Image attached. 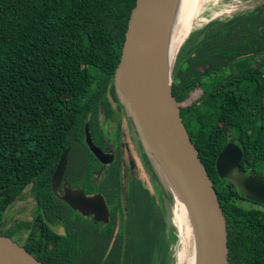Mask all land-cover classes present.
<instances>
[{
  "label": "trees",
  "instance_id": "trees-1",
  "mask_svg": "<svg viewBox=\"0 0 264 264\" xmlns=\"http://www.w3.org/2000/svg\"><path fill=\"white\" fill-rule=\"evenodd\" d=\"M240 1L255 6L193 25L176 51L170 87L183 101L200 92L195 106L176 104L224 217L227 263L264 264V206L242 207L244 197L214 169L232 142L242 152L239 170L264 178V2ZM134 3L0 0V218L30 186L36 210L64 231L33 219L24 247L41 264H174L143 181L129 176L122 192L119 155L88 192L104 196L106 225L77 220L49 188L61 150L81 136L83 123L93 132L110 116L106 93L121 107L113 74ZM98 164L92 155L78 161L88 173ZM169 224L178 232L170 213Z\"/></svg>",
  "mask_w": 264,
  "mask_h": 264
},
{
  "label": "water",
  "instance_id": "water-1",
  "mask_svg": "<svg viewBox=\"0 0 264 264\" xmlns=\"http://www.w3.org/2000/svg\"><path fill=\"white\" fill-rule=\"evenodd\" d=\"M172 3L173 0H135L113 74L114 91L142 150L150 157L157 173V165L163 171L184 206L194 236L196 264H228L225 222L212 181L188 138L171 94V63L168 67L165 65V29ZM84 131L93 158L107 165L111 155L95 147L86 128ZM66 153L67 149L60 153L49 179L50 191L55 196ZM241 159L239 147L227 143L216 156V175L231 183L245 200L264 206V178L240 171ZM60 199L81 216L92 215L94 221L107 222V210L99 195L85 197L80 190L64 188ZM166 220L170 226L168 211ZM0 264L40 262L0 236Z\"/></svg>",
  "mask_w": 264,
  "mask_h": 264
},
{
  "label": "flooded vegetation",
  "instance_id": "flooded-vegetation-1",
  "mask_svg": "<svg viewBox=\"0 0 264 264\" xmlns=\"http://www.w3.org/2000/svg\"><path fill=\"white\" fill-rule=\"evenodd\" d=\"M106 99L108 101L107 106L109 107L111 114L110 116H107V117H105L104 115L100 117L101 121L103 122V128L102 129L100 128L99 126L100 121H98L96 129L94 128L93 132H91L88 129L87 124L83 123L81 136L80 137L79 135L78 137L74 136L70 142V147H66L63 149V150L67 149L66 164H65V168L63 170L59 185L57 186V189H56L57 196L52 194L55 199L61 202L63 201L60 199V197L63 194L64 188L70 189L71 191L80 190L83 196L85 197H92L95 195H99L102 198L105 204L106 210H107V222L106 223L94 221L92 215L81 216L80 213H78L77 211L71 210L69 208L73 216H75L77 220L84 221L89 224H95V225H99V224L106 225L110 222V208L108 204L106 203L104 196L100 192L94 191V192L88 193L92 188H95L93 185V182L97 179L99 171L93 170L90 173H88L87 168L81 169L78 167V161L79 160L82 161V155L86 158H87V155H93L88 150L86 142H85V131H84L85 128L89 134L91 143L95 147H97L102 153L106 155H111L112 160L115 158L116 155H119L120 166H121V152L124 147L131 146V150L135 149L137 155H138V152H140L139 147H141L134 130L132 129V127L128 125H127L128 138L127 140L126 139L123 140L124 133L121 130V124L124 123L127 117L124 116L122 112V107H120L116 103V101L113 100V98L109 95L108 92L106 93ZM98 131L100 133H98ZM63 150H61V152ZM68 155H70L69 158H68ZM112 160L109 163H111ZM68 166H69V169H67ZM121 183H122V173H121ZM29 188L30 186L27 187L28 191L26 193V196H27V203L30 204L29 205L30 208L27 209L26 207L23 206V207H20L22 209H18L17 207H15L14 204H16L17 202H25V200L18 198L16 201L13 202L10 208L7 207L3 211L2 216L0 218V236L8 238L13 243L23 248L24 250L26 249L24 245H26L29 240V236H30L29 231L33 225L32 221L35 217H36V220L34 221L38 222V220L39 221L41 220L42 223H44L46 227H49L52 231H54L56 235H60V236L64 235V231L61 226H59L57 223H54V222L52 223L46 222L43 219L42 213L36 210L35 203L28 196ZM56 206H58V203L55 204V208ZM24 215L26 217H23ZM58 229H60V231H57ZM32 257L35 258L34 256Z\"/></svg>",
  "mask_w": 264,
  "mask_h": 264
},
{
  "label": "rangeland",
  "instance_id": "rangeland-1",
  "mask_svg": "<svg viewBox=\"0 0 264 264\" xmlns=\"http://www.w3.org/2000/svg\"><path fill=\"white\" fill-rule=\"evenodd\" d=\"M253 6H255V4L250 5V3L242 2L240 0H206L198 12L196 22L204 23L208 21L202 18H205V16L209 15L210 13L213 15L214 17L213 19H216V18L228 17L231 14L239 10H242L247 7H253ZM174 57L175 56H173L172 58L170 69L172 67V62L174 60ZM199 94L200 92L197 90L192 91L186 100L183 101V95H180L175 99V102L181 104L182 106H186V105L195 106L197 104L196 99L198 98ZM122 112L123 114L125 113L123 109H122ZM99 121H100L99 126L102 129L103 122L101 121V118L99 119ZM127 125L131 127V124L128 118L124 121L123 124H121V130L124 133L123 140L125 139L127 140L128 138ZM139 149H140V152H138V155L135 149L131 150V146L124 147L121 152L122 192L126 190V180L128 179L129 176H135L143 181L145 187L155 198L154 203L158 207L157 209L153 210L152 217L158 222V212H157L158 210L160 214L159 222L164 223L161 226V230L163 233L162 238L166 242V248H165L166 257H168V255L173 256V260L175 264L176 253L180 246L179 235H178V232L172 229L171 226L169 227V225L167 224V220H166V211H168L170 215H172L173 220H175V217H176L175 203L172 199L170 192L167 190L159 174L153 167L150 157L144 153L141 147H139ZM103 166L104 165L98 164L96 165V168L97 170H99ZM150 180L154 181L157 184L158 190H154V186L151 185V182H149ZM27 191L28 189L25 188L22 191V197L19 198V199L25 200V202H17L16 204H14L15 207H17L18 209H22L20 207H23V206L26 207L27 209L30 208L29 206L30 204L27 203V196H26ZM240 204L242 207L247 208V209L248 208L261 209V207H259L258 205L252 202L250 203L247 200L241 201ZM11 206L12 204L8 208H10ZM25 215L23 217H26ZM57 231H60V229H58ZM168 235H171V238Z\"/></svg>",
  "mask_w": 264,
  "mask_h": 264
},
{
  "label": "bare ground",
  "instance_id": "bare-ground-1",
  "mask_svg": "<svg viewBox=\"0 0 264 264\" xmlns=\"http://www.w3.org/2000/svg\"><path fill=\"white\" fill-rule=\"evenodd\" d=\"M205 1L206 0H173L165 29L166 67L171 63L178 45L196 22L198 12ZM157 169L161 180L170 192L175 203L176 217L174 221L178 227L180 240V246L175 257V264H196L194 236L184 206L172 190L165 174L158 165Z\"/></svg>",
  "mask_w": 264,
  "mask_h": 264
},
{
  "label": "crops",
  "instance_id": "crops-1",
  "mask_svg": "<svg viewBox=\"0 0 264 264\" xmlns=\"http://www.w3.org/2000/svg\"><path fill=\"white\" fill-rule=\"evenodd\" d=\"M213 18H214L213 15L210 13L209 15L205 16V18H202V19H206V20L210 19V20H212Z\"/></svg>",
  "mask_w": 264,
  "mask_h": 264
}]
</instances>
